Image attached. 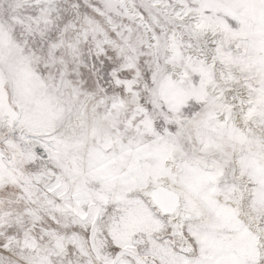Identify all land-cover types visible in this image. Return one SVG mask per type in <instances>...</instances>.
Listing matches in <instances>:
<instances>
[{
    "label": "snow or ice",
    "instance_id": "snow-or-ice-1",
    "mask_svg": "<svg viewBox=\"0 0 264 264\" xmlns=\"http://www.w3.org/2000/svg\"><path fill=\"white\" fill-rule=\"evenodd\" d=\"M0 264H264V0H0Z\"/></svg>",
    "mask_w": 264,
    "mask_h": 264
}]
</instances>
